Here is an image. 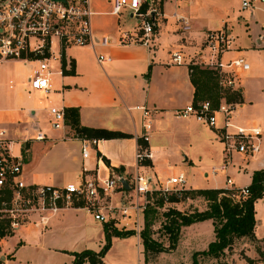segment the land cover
<instances>
[{
  "label": "crops",
  "instance_id": "0c3cea01",
  "mask_svg": "<svg viewBox=\"0 0 264 264\" xmlns=\"http://www.w3.org/2000/svg\"><path fill=\"white\" fill-rule=\"evenodd\" d=\"M92 7L94 33L108 35L109 45L70 44L64 47L55 39L49 54L52 65L49 92L30 87L29 78L38 64L35 56L24 62L33 67L25 81L18 83L10 79L8 89L0 83V125L11 139V152L21 162L28 184L65 186L84 177L116 175L124 178L131 188L138 171L136 147L143 133V112L137 106L142 105L152 111L149 145L154 158L141 170L153 180H165L179 171L185 172L183 169L188 166L193 168L202 159L197 152L208 142L223 147L206 125L176 114L194 102L195 87L189 65L199 63L206 56L204 42L210 30L226 29L233 37L231 49L223 54L224 60L243 55L251 64L238 88L242 102L236 103V122L257 121L264 129V110L261 111L264 107V51L257 45L258 35L264 33V2H258L251 13L242 9V0H157V11L152 12L155 29L152 48L141 43L140 17L128 10L114 15L108 0H93ZM180 16L184 19L179 20ZM174 50L182 53L181 64L172 62ZM59 53L63 55L61 58H58ZM101 54L109 60L100 62ZM250 105H256L251 112ZM52 106L64 110L78 108L82 127L120 131L130 136L97 139L79 135L67 120L64 129H54L51 126ZM40 134L44 137L38 138ZM85 139L96 140L90 151L89 172L83 171L82 142ZM253 160L262 164L261 167L252 171L249 183L239 187L249 186L253 173L264 168V156H253ZM166 169L169 173L164 175ZM207 172L203 173L205 178L212 175L206 176ZM224 187L226 184L208 188ZM188 198L184 203L190 206L194 199ZM259 201L264 204V197L255 202L257 241L247 237L237 239L241 241L232 264H248L244 256L259 258L257 246L264 238V233L258 232L264 227V218L257 217ZM42 216L47 217L45 223ZM27 218L12 235L0 240V264H72L74 252L100 251L105 244V223L96 220L94 212L86 207H69L55 214L33 212ZM125 237L136 238L138 262L133 264H142L141 237L137 234ZM121 238H112V246L103 257L105 264H127L110 257ZM244 238L247 240L242 241ZM215 239L213 219L198 221L182 227L173 253L185 255L187 263L193 264L194 254L207 250ZM242 251L245 255L239 253Z\"/></svg>",
  "mask_w": 264,
  "mask_h": 264
},
{
  "label": "built area",
  "instance_id": "2783aa9c",
  "mask_svg": "<svg viewBox=\"0 0 264 264\" xmlns=\"http://www.w3.org/2000/svg\"><path fill=\"white\" fill-rule=\"evenodd\" d=\"M108 1L112 4L114 15L119 16L124 10H128L140 17L143 32L141 43L152 48L155 35L152 12L157 11V0ZM92 2L93 0H0V64L8 60L27 63L35 56L38 64L29 78L30 87L37 91H51L52 65L49 54L55 39L64 47L70 44L93 47L110 44L108 35L94 33L92 17L95 11ZM258 2L264 0H242V9L252 13ZM178 19L184 18L180 16ZM232 41L233 37L226 29L208 31L204 42L207 54L199 64L216 71L220 86L236 91L251 64L243 55L224 60L223 54L231 49ZM257 45L264 51V33L258 35ZM62 56L61 53L58 54V58ZM98 59L100 62L109 60L104 54ZM183 59L179 50L172 52V62L181 64ZM137 108L143 112V133L138 138L135 153L138 171L129 190L121 183V177L116 175L105 178L98 175L84 177L79 182L65 186L28 184L21 162L11 152V139L6 129L0 125V214L10 220L11 230L14 232L26 223L30 213L55 214L65 208L83 206L94 212L96 220L103 223L113 221L115 227L134 230L141 237L143 213L149 206V198L158 195L165 202H170L171 193L187 188L188 178L184 172L179 171L165 180H153L152 176L141 170L147 161L154 158L153 149L149 145L153 119L150 108L145 105ZM235 110L236 103L222 97L218 106H214L210 100H202L190 103L176 112L178 117L194 118L206 125L215 138L224 144L225 160L220 166L211 168L209 174L221 172L227 175L233 152L247 158L262 150L264 129L261 124L257 121L237 123L234 118ZM50 114L54 129L66 127L63 108L52 106ZM43 137V134L38 136ZM94 143L95 139H85L82 142L84 172L91 171L90 151ZM226 184L239 188L228 189L229 194L237 200L250 194L249 186L239 187L230 178ZM5 191L10 192L9 199L3 197ZM117 194L119 198H116ZM42 219L45 223L47 217L42 216Z\"/></svg>",
  "mask_w": 264,
  "mask_h": 264
},
{
  "label": "trees",
  "instance_id": "16d2710c",
  "mask_svg": "<svg viewBox=\"0 0 264 264\" xmlns=\"http://www.w3.org/2000/svg\"><path fill=\"white\" fill-rule=\"evenodd\" d=\"M189 69L191 81L195 87L193 103L202 100H210L214 106H218L224 96L219 88V80L216 71L204 67L199 63L190 64ZM233 94L234 95L227 97V101L234 103L242 102L241 94L238 90L234 91ZM65 114L67 122L79 135L85 134L97 139L130 136L120 131L82 127L80 124V112L76 107L66 108ZM249 190L250 194L247 197L237 200L229 194L228 189H195L194 193H196V195H202L209 201V207L206 210L196 211L190 215L182 214L179 211H172L167 214L169 223L165 225V228L170 234L171 244L169 248L164 247L161 242L153 238L151 227L155 219L154 215L157 211L148 206L144 212L145 226L141 231L146 261L149 254H158L175 249L183 226L206 219H213L216 239L209 244L207 250L194 254L193 264H200L198 259L200 255L212 256L217 259L220 258L225 254L226 250H231L233 244L239 238L247 237L250 240L257 241L255 236V202L264 197V168L256 170L253 173ZM10 196L11 194L9 191L4 192L3 197L5 199H9ZM169 200L178 201L176 196H170ZM164 202V198L158 196L157 205L162 206ZM1 217L2 214H0V240L13 234L10 228V220L6 217ZM133 234H136L133 230L122 231L109 223H105V244L102 249L100 251L86 249L81 252H74L75 259L72 264H85L86 262L90 264H102L103 257L110 249L114 236L125 237ZM261 241L263 242V246H257L259 252L258 259L244 256L248 264H258L260 261H264V238Z\"/></svg>",
  "mask_w": 264,
  "mask_h": 264
},
{
  "label": "rangeland",
  "instance_id": "374dc122",
  "mask_svg": "<svg viewBox=\"0 0 264 264\" xmlns=\"http://www.w3.org/2000/svg\"><path fill=\"white\" fill-rule=\"evenodd\" d=\"M31 68H33L31 63L25 65L24 62L19 60L18 61L10 60L3 62L2 64H0V83L2 85L5 84L7 89L9 87L10 79H14L18 83H21L22 81H25L27 79L30 73H32ZM14 73H16V75ZM219 88L221 93L226 99L227 97L234 95L233 94L234 90L231 88H226L220 85ZM255 106L256 105H250V108L248 110H250L251 112L255 108ZM262 110H264V107L261 109V111ZM259 115H260L259 117H261V114ZM262 139L264 140V136ZM15 150L16 152H19V147L16 146ZM221 152H222V156H221ZM225 154L226 153L224 152V144L222 147L219 143L208 142L204 147H202L197 152V155L198 156L201 155L202 159L197 161L195 165H193V168H191V166H188L187 168L183 169L185 171L184 173L188 178L187 186H192V187L198 186L200 188H208V187H214L215 185H225L228 178H230V180H232L237 186H244L247 183H249L252 171L256 167H261L262 164L258 163L257 161H254L253 156H257L259 158L264 156V148L260 153L249 156L250 158L248 157L245 158L233 152L231 154L232 158L229 159L230 164L227 175L218 172L217 174L212 173V175H210L208 178H205L203 175L204 171L206 170L211 172V168L220 166L225 160ZM168 173L169 171L166 169L164 171V175ZM208 175L209 173L207 172L206 176ZM223 189L235 190L239 188L234 187L233 184H226V187H224ZM194 190L195 189L192 188H186L181 192L171 193L170 196H176L178 201L164 202L162 206L157 205L158 195L149 198L150 200L149 206L156 209L157 211L154 215L155 219L151 227L152 236L153 238L161 242L164 247L169 248L171 244L170 234L166 231L165 228V225L169 223V218L167 216L168 213H171L172 211H179L182 214L190 215L193 212L203 211L205 208L209 207V201L206 200L205 197H203L202 195H196V193H194L195 192ZM190 196H193L192 198L194 199V202L191 203L190 206H188L184 202L186 200L188 201L189 199L188 197ZM257 206H258L257 217L264 218V204H262V202L259 201ZM1 218H5V217L2 216ZM109 224L115 226L113 221H110ZM144 226H145V221L141 226L142 227L141 230L144 229ZM116 228L122 231L131 230V229H126V227H122V226ZM258 232L259 234L264 233V227H260ZM125 238L127 237H122L120 240L117 241V243L114 245L113 249L110 252V257L114 260L121 259L124 261V263L127 264L137 263L138 250H137L136 238L135 237H131L128 239ZM243 240H247V238L242 239V241ZM240 241L241 239L235 241V244L231 248V250L226 251L225 254L218 259L212 256H205V255L198 256L199 263L200 264H232L231 260L235 255V253L237 252L236 247L238 248V243ZM260 246H263V243H261ZM239 253L241 255H245L244 251ZM145 261H146V257L145 254L143 253L141 254V263L145 264L144 263ZM190 262L192 263V259L190 260ZM146 263L147 264H188L185 255L179 256L178 253H173V250H167L159 254H149Z\"/></svg>",
  "mask_w": 264,
  "mask_h": 264
},
{
  "label": "water",
  "instance_id": "95a60500",
  "mask_svg": "<svg viewBox=\"0 0 264 264\" xmlns=\"http://www.w3.org/2000/svg\"><path fill=\"white\" fill-rule=\"evenodd\" d=\"M120 181H121V183L123 184L124 187L130 188V186L128 185V182L124 178H121Z\"/></svg>",
  "mask_w": 264,
  "mask_h": 264
}]
</instances>
